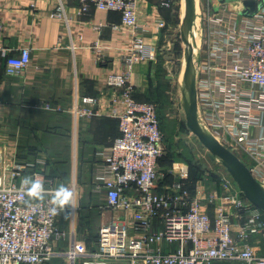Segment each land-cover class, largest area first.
Listing matches in <instances>:
<instances>
[{
    "label": "built area",
    "instance_id": "built-area-1",
    "mask_svg": "<svg viewBox=\"0 0 264 264\" xmlns=\"http://www.w3.org/2000/svg\"><path fill=\"white\" fill-rule=\"evenodd\" d=\"M55 13L65 17L62 0ZM79 14L91 8L118 12L115 28L128 33L130 46L123 52L125 70L106 77L107 91L101 96L75 98L69 110L75 123L80 119L111 117L119 121L120 136L98 153L95 165L96 193H105L113 216L103 223L94 249L76 238L75 228L59 227L66 210L50 209L51 193L43 200L26 195L22 180L39 176L46 190L57 188L34 163H21L0 146V264H264V213L252 205L226 171L219 175V190L209 191V173L195 192L189 190L190 167L174 162L169 173L176 181L158 191L162 178L160 158L166 153L158 106L139 102L133 82L135 66L156 62V48L146 42L147 25L140 18L142 0H77ZM170 9L180 0H156ZM221 5L206 16L205 57L196 70L198 115L201 126L231 150L251 170L264 188V7L246 15ZM98 30L101 25L96 26ZM156 29L165 31L164 19ZM0 21V56L6 59V74L21 76L31 66V49L22 47L17 55L4 42ZM48 111H61L43 104ZM219 161V160H218ZM46 160L37 159L44 164ZM220 162V161H219ZM224 168V167H223ZM225 169V168H224ZM32 172L30 174L29 172ZM72 205L77 211L80 188L73 178ZM68 241V249H58Z\"/></svg>",
    "mask_w": 264,
    "mask_h": 264
},
{
    "label": "crops",
    "instance_id": "crops-1",
    "mask_svg": "<svg viewBox=\"0 0 264 264\" xmlns=\"http://www.w3.org/2000/svg\"><path fill=\"white\" fill-rule=\"evenodd\" d=\"M212 1L213 13L223 4L237 11L239 25L244 16L253 15L264 7V0ZM61 4L65 15L62 19L55 17L58 0H0V21L4 25L6 46L13 50L14 56L19 48L29 47L32 58L31 66L24 74L12 77L6 74V59L0 56V146L6 145L7 152L15 155L19 162L34 163L33 171L43 172L44 175L47 171L52 172L47 157L40 155L33 158V154L43 150L42 145L38 147L39 141L35 136L44 135L47 127L41 116L44 113L56 116L55 123L58 121L59 125L55 139L58 141L57 135L63 134L59 141L62 146L68 147L70 154L68 175L62 177L59 174L60 178L53 179L54 185L58 187L63 184L69 188L75 178L81 191L77 211L67 210L72 202L66 205L58 224L67 232H71L74 227L77 240L83 241L88 247V244L95 247L102 224L113 216L106 206L105 193L95 192L98 184L95 165L100 161L98 153L120 136L119 121L111 117H93L75 123L69 110L76 97L101 96L107 91V75L125 70L122 55L130 46V37L128 33L115 28L121 23L118 12L91 8L87 14H79L77 0H62ZM209 4L210 0H200V10L208 14V8L210 13ZM181 17V0L179 5L170 9L160 8L156 0H142L140 18L147 25L146 42L159 53L166 30L169 26L174 27L173 24H181ZM157 19L166 21L165 31L156 29ZM99 25L102 26L100 30L96 28ZM204 49L201 51L202 58L205 57ZM154 67V62H151L134 68L135 98L139 102H144L151 90L158 91L160 95L158 81L155 83V78L158 80L156 73L153 77ZM43 104H50L61 111H48L42 108ZM258 115L264 125V115ZM33 126L35 129H32ZM163 135L165 141V132ZM188 137L191 140L190 135ZM164 144L167 150V144ZM40 158L46 162L37 163ZM75 158L76 164L73 162ZM215 189L214 185L209 184L210 192ZM158 191H161V187ZM79 213L86 214L87 219L83 220ZM91 220L98 227L90 241L81 227L83 221L86 224ZM56 247L67 250L68 241L60 242ZM260 254H264V244L261 245Z\"/></svg>",
    "mask_w": 264,
    "mask_h": 264
},
{
    "label": "rangeland",
    "instance_id": "rangeland-1",
    "mask_svg": "<svg viewBox=\"0 0 264 264\" xmlns=\"http://www.w3.org/2000/svg\"><path fill=\"white\" fill-rule=\"evenodd\" d=\"M205 1V0H204ZM196 5V10L193 9V33L194 38H192V35L189 33L188 38L190 41H192L196 45V53L193 57V67L195 70L201 68L202 64V57H201V51L205 48V37H204V31L206 30V23L207 19L206 16L208 14H205L202 9V6L200 5V0H194ZM210 15L213 14L212 6L213 1L210 0ZM209 13V9H206ZM174 27L169 26L166 30V34L164 36V41L160 47L158 58L156 62H154V69H153V77L155 76L154 73H156L158 80L155 78V83L158 81V89L161 93V107L160 111L162 112V122L165 129V138H166V144H174L178 148V152L182 153L186 149V146H188V151L186 152L189 159L192 160L194 163L200 164V166L204 167L203 173L206 175V173L209 174H221L223 171L226 172L223 168L222 164L216 160H210L208 157V151L205 149L202 144L195 138L194 135L189 133V129L187 130L188 134L191 137H188L189 135L185 130H183L182 127L186 125V117H185V111L182 108L183 100H185L186 95V87L183 82V75L184 70L186 66V52L188 45L185 44V42L181 38L180 33V22L179 24H173ZM152 77V79H153ZM146 102V101H144ZM197 119L198 123L201 124V120L199 118L198 112H197ZM46 143L52 141L51 135L45 134L42 136ZM62 139L63 134L57 135V139ZM58 139V140H59ZM186 144V146L183 145ZM71 143V141H70ZM43 151L47 156L51 157L52 159H58L57 154H54V151L52 148H50L47 145L43 144ZM68 154V153H67ZM76 157H77V150H76ZM76 158H75V164H76ZM187 164L188 161L186 162ZM164 172L161 168V175L162 178ZM80 217H82L83 220H86V214L79 213ZM81 219V218H80ZM101 220V218H100ZM93 222V223H92ZM94 221H90L89 223L84 224V221L82 223L83 232L86 234V239L91 241V237L94 235V233L97 231L95 230L96 227H98V224L95 226ZM93 247V246H92ZM92 247H89V249H92ZM218 263V262H217ZM111 264H125V263H117L113 262ZM215 264V263H214ZM230 264H237V263H230Z\"/></svg>",
    "mask_w": 264,
    "mask_h": 264
},
{
    "label": "water",
    "instance_id": "water-1",
    "mask_svg": "<svg viewBox=\"0 0 264 264\" xmlns=\"http://www.w3.org/2000/svg\"><path fill=\"white\" fill-rule=\"evenodd\" d=\"M181 15V38L188 45L185 66L186 98L182 103V108L185 111L186 126L202 146L207 149L208 157L212 161L217 158L235 181L245 198L264 213V188L254 178L248 165L198 123L196 75L193 67L196 45L188 38L193 26L192 0H181Z\"/></svg>",
    "mask_w": 264,
    "mask_h": 264
},
{
    "label": "trees",
    "instance_id": "trees-1",
    "mask_svg": "<svg viewBox=\"0 0 264 264\" xmlns=\"http://www.w3.org/2000/svg\"><path fill=\"white\" fill-rule=\"evenodd\" d=\"M136 95V93H135ZM159 96V97H158ZM158 98V99H157ZM146 102L148 103H154L158 106V117H159V121H160V127L161 130L163 132H165L164 129V125L162 122V113L160 111V106H161V93L160 95H158V91L155 90H151L149 92V95L147 96V98L145 99ZM42 120L44 122L47 123V127L44 130V135L47 133L49 135H51L52 141L47 142L46 140L42 137V136H37V131L35 132L34 130H32L33 133H35L39 143H38V147L39 145H47L50 148H52V150L54 151V154H57L58 159H52L51 157L47 156V154H45V152L42 151H37L35 152V154H33V158L39 157L40 155H43L44 157H47V161H48V165H50L53 169L52 172L47 171L45 174V177L47 179H51V180H55L57 178H60L58 175L61 174L62 177L63 176H67L68 175V170H69V150L68 147L66 148L65 146H62V143L58 140L55 139V132L58 129V121L57 123H55L56 120V116L53 114L48 115V113H44L41 116ZM102 119V118H101ZM59 120V119H58ZM50 123V124H49ZM32 127V126H30ZM183 130L187 131L188 128L185 125L184 127H182ZM32 129H35V126H33ZM40 131V129L38 130ZM116 139V138H115ZM166 138H165V143L166 142ZM114 142V140L111 142V144ZM182 143V142H181ZM111 144L108 146L110 147ZM183 144V143H182ZM186 146V144H183ZM55 147V148H54ZM44 149V148H43ZM188 151V146H186V149L184 150V152L180 153L178 152V148L174 145V144H167V150L166 153L160 158L159 160V167L160 170L162 168V171L164 172L163 176L164 178L161 179L160 181V187H161V191H164V188H167L169 186H171L175 181V177H173L170 173H169V169L171 168L172 164L176 161H184L187 162L188 161V165L190 167V178L189 181H187V185L190 191H192V193L195 192V188L197 185H199L200 183H202V180L204 179L205 174L203 173L204 167L200 166V164L198 163H194L192 162L191 159L188 158L189 155L186 154V152ZM68 153V154H67ZM211 160V159H210ZM245 161V159H243ZM20 161V160H18ZM246 162V161H245ZM54 165L56 167H54ZM49 167V166H48ZM56 168V169H54ZM208 184H212L214 185V187L219 190L220 186H219V175L215 174H210L209 175V180H208ZM83 209V206H82ZM84 209H87V207L84 206ZM93 239V236L91 237V240ZM89 247L91 246L90 244H88ZM92 247V246H91ZM95 247H92V249H94ZM231 262H218L215 264H230ZM49 264H64L63 260L61 259H55L52 262H50Z\"/></svg>",
    "mask_w": 264,
    "mask_h": 264
},
{
    "label": "clouds",
    "instance_id": "clouds-1",
    "mask_svg": "<svg viewBox=\"0 0 264 264\" xmlns=\"http://www.w3.org/2000/svg\"><path fill=\"white\" fill-rule=\"evenodd\" d=\"M22 186L25 189L26 195L32 199L43 200L45 195L51 193V204L53 207L50 209L53 215L57 214V209H63L72 201V192L63 184L59 185L53 190H46L44 181L39 176H26L22 180Z\"/></svg>",
    "mask_w": 264,
    "mask_h": 264
},
{
    "label": "bare ground",
    "instance_id": "bare-ground-1",
    "mask_svg": "<svg viewBox=\"0 0 264 264\" xmlns=\"http://www.w3.org/2000/svg\"><path fill=\"white\" fill-rule=\"evenodd\" d=\"M192 8L196 10V5H195L194 0H192ZM193 30H194V28L192 27V28H191V33L189 32V33L192 35V38H194V37H193V36H194ZM191 42H192V41H191ZM183 82H184V84H185V70H184V75H183Z\"/></svg>",
    "mask_w": 264,
    "mask_h": 264
}]
</instances>
